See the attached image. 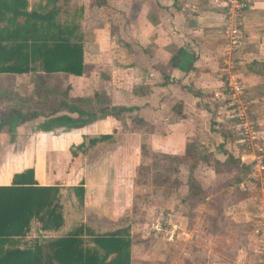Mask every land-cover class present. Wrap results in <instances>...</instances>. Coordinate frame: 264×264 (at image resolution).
I'll return each instance as SVG.
<instances>
[{
  "label": "crops",
  "instance_id": "0c3cea01",
  "mask_svg": "<svg viewBox=\"0 0 264 264\" xmlns=\"http://www.w3.org/2000/svg\"><path fill=\"white\" fill-rule=\"evenodd\" d=\"M227 2L59 0L63 16L80 14L78 35L83 47V75L45 74L39 70L22 75H0V116L10 110L23 113L36 110L41 115L45 102L51 105L52 100L57 99L60 103L67 94L74 99L76 107L95 114L96 119L80 128H67L51 127L45 117L39 116L18 126L14 133L7 132L8 140L0 142V186H9L15 174L32 169L39 186L61 189L64 226L58 232L42 233L34 223L27 240L58 238L81 225L100 233L124 227L122 220L132 219L135 214L128 191L134 181L132 173L137 174L141 163L126 164L129 182L124 175L127 168L119 165V161L124 163L126 158L121 153L137 152L142 158L143 148L148 147L177 163V159L185 156L188 145L194 143L196 166L174 164V168L189 169L193 176L200 172L199 187L207 193L203 211L210 200L222 196L217 192L218 187H223L233 177L224 167L251 166L254 154L243 152L238 142L234 145L229 141L225 122L222 125L216 115H221L222 105L229 98L227 87L234 97L245 89L244 93L257 104V119L264 118V74L259 68L252 67L254 72L249 70L254 61L264 63V0H244L246 6L240 14L243 44L230 51L227 46L224 48L221 33ZM29 3L30 7L35 5L30 0ZM180 49L195 55L196 61L189 72L170 67L172 56ZM45 91L57 98L49 94L46 97ZM110 107L132 108L133 111L119 119L102 118L101 110ZM63 115L66 112L60 110L55 117ZM129 115L152 129L146 131L130 122ZM102 135L113 138L97 144L72 162L71 147L82 143L84 137ZM205 153L206 162H201L200 156ZM188 159L193 165L192 157L188 155ZM81 183L83 204L72 207L66 202L65 189ZM245 188H240L244 193H240L243 196L239 195L237 201L231 198L232 188L227 186L221 190L228 198L223 214L234 226L249 227L255 223L253 198L258 191L252 185ZM181 191L183 197L178 194ZM170 193L160 206L176 214L177 220L173 218L172 222L178 229L175 242H164L151 233L145 237L144 223L132 224V264L151 259L164 264L169 245H176L182 238L193 243V232L183 227L187 184L172 188ZM199 209L193 210L194 218ZM205 226L204 230L209 232V227ZM247 238L249 243L255 242L253 234H248ZM157 239L156 247H152L150 244ZM237 255L238 251L232 263L218 258L219 261L212 264H236ZM210 259L211 256L205 257V264H211ZM244 259V264L252 263L247 257ZM193 260L186 262L193 264Z\"/></svg>",
  "mask_w": 264,
  "mask_h": 264
},
{
  "label": "trees",
  "instance_id": "16d2710c",
  "mask_svg": "<svg viewBox=\"0 0 264 264\" xmlns=\"http://www.w3.org/2000/svg\"><path fill=\"white\" fill-rule=\"evenodd\" d=\"M58 3L59 0H38L30 7L29 0H0V75H22L38 70L45 74L83 75V47L78 35L80 14L77 12L63 17ZM195 61L194 54L180 49L172 56L170 67L189 72ZM258 66L264 67V63L252 62L250 72H254L252 67ZM45 94L46 97L48 94L52 96L46 91ZM60 96L63 97V94ZM58 103L57 99L51 105L45 102L41 115L36 110L6 112L0 116V133H14L18 126L39 116L45 117L46 124L51 127L63 125L67 128H80L96 119L95 114L76 107L74 99L67 94L65 101ZM60 110L66 115L55 117ZM132 111V108L110 107L102 109L100 114L102 118L111 116L119 119ZM132 122L142 127L146 125L138 119ZM112 138L111 135L84 137L82 143L70 149L72 162L85 156L97 144L111 141ZM194 148V143L188 145L185 156L177 159V164L190 168L196 166L198 159L193 165L188 159V155L197 153ZM146 149L143 148V154L150 150ZM241 170L243 175L226 185L233 189L232 194L243 192L239 185L248 177L250 166H242ZM154 177H157L154 183L157 182L159 188L171 182L169 173H156ZM251 185L258 191L257 183L252 182ZM187 187L188 194L183 202L190 205L194 213L193 210L205 204L207 193L191 179ZM65 195L66 202H70L72 207L75 204L82 206L83 184L66 188ZM222 199V196H218L207 203L210 213L205 215V220L213 231L219 230L218 224L227 220L223 214L227 200ZM131 220L123 219L124 227L108 233L94 232L88 226L81 225L58 238L27 240L32 224L35 223L42 233L58 232L64 226L65 216L61 189L39 186L34 180L33 170H25L15 174L9 186H0V264H132ZM246 231L244 238L248 240L251 230L248 228ZM246 240L244 245L248 242ZM241 248H237L236 252Z\"/></svg>",
  "mask_w": 264,
  "mask_h": 264
},
{
  "label": "rangeland",
  "instance_id": "374dc122",
  "mask_svg": "<svg viewBox=\"0 0 264 264\" xmlns=\"http://www.w3.org/2000/svg\"><path fill=\"white\" fill-rule=\"evenodd\" d=\"M31 3H37L38 0H30ZM64 17V16H63ZM223 30L224 27H226V22H223ZM226 37V38H225ZM223 37L224 41V48L226 46L228 47L227 51H230L229 41L230 39L225 36ZM259 71H262L264 74V67L261 69L260 66L255 67ZM245 89H241L237 96H233V92L229 91L226 87L227 96L228 98L227 102L222 105V109L220 110L221 115H216L219 119V122L223 121L225 122V132L227 133V138H229V141L231 143L234 142V145L236 142H238V146L243 147V152L253 153L255 157L262 156L264 157V118H259L257 111V104L254 99H252L250 96H247L246 93H244ZM51 98L55 99L57 96H51ZM75 102V101H74ZM53 103V100H52ZM91 112V111H90ZM127 114V113H125ZM124 114V115H125ZM134 115V113L132 114ZM129 118L131 119L130 122H132V119L134 118L129 115ZM137 120V119H136ZM139 120V119H138ZM138 125V124H137ZM139 126V125H138ZM141 126V125H140ZM146 131H150L152 127L150 125H144ZM248 129V130H245ZM231 134V135H230ZM229 136V137H228ZM9 136L7 134V131H3L0 134V142H6L8 140ZM198 143V142H197ZM148 148V147H146ZM149 149V148H148ZM263 149V150H262ZM147 150V149H146ZM151 150V149H150ZM150 150H147L144 154L142 153V158H140V153L137 152H130V153H121L126 158L124 163L119 161V165L122 168L134 164H140V173H137L134 175L132 173V176H134V181H132L129 184V201L131 204L132 209H135V214L132 217V224H142L144 223V226L147 231L145 232L144 236L147 237L149 233H151V225L154 223L155 214L161 211H165L166 209L162 205L164 202V199L171 194L172 188H180V185H182L184 182L187 184V182L191 179L193 182H195L198 187L200 181L197 180V176L200 172H197L196 175H192L188 172L187 169L183 170L181 167L179 170H176L174 168V164L178 165L177 163H173L170 161L169 158H167L163 154L150 152ZM192 157V161L194 163V158L197 157V153L194 152V154L190 155ZM202 159L201 162H206L207 154H203L200 156ZM212 161V160H211ZM214 162V160H213ZM126 164H128L126 166ZM192 164V162L190 163ZM212 163L211 166L216 168L218 170V167H215L216 164ZM235 165V164H234ZM226 166L223 170H229L233 174V177L230 181L232 182L237 177L242 176L243 171L241 170V166ZM180 166V165H179ZM238 167V168H237ZM129 168L125 171V176L129 174ZM139 172V171H138ZM142 173V174H141ZM156 173H161L164 175V173H169L171 182L168 183V185L163 186L162 188H159L154 181L156 178L154 177ZM128 177L126 178V180ZM247 180V178H246ZM130 182L131 180L128 179ZM154 183V184H153ZM230 183H227L223 185V187H219L217 189V192L222 195L223 199L226 198V193L222 192L221 190L226 187V185H229ZM221 188V189H220ZM182 189V188H181ZM258 192L260 190V185L257 186ZM204 191V190H203ZM206 193V191H204ZM244 193V192H240ZM240 193L234 192L232 195V200L237 201L241 195ZM181 197L184 196V193H178ZM240 195V196H239ZM187 197V196H186ZM222 199V200H223ZM228 201V199H226ZM192 204V202L190 203ZM227 204V202L225 203ZM164 206V205H163ZM190 205L185 204L184 205V211H182L183 215L186 217V222L183 227L186 230H191L190 232H193V243L190 241H187L185 239H180L178 243L174 246L169 245L166 249V259L164 258V264H186V261H189V259H194L193 264H205L204 258L211 256V259L209 260L212 263L218 262L219 259L226 261V262H233L236 257V249L243 247L247 250L246 257L248 261H251V264H260L257 262L258 259H261L257 254H251L250 252L256 249V244L253 241L249 243L248 240L244 238V232H247L246 230L250 227L249 234L255 233V229L257 228V224L252 223L253 226H243L238 225L234 226V224L229 223L228 220L221 221L219 225V230L213 231L211 229L209 222H207L202 215H206L208 208H206V211H203V206L199 207L200 209L198 214H196V217L194 218V213H188L190 211ZM188 210V211H187ZM170 214V220L171 224L173 222V218L177 220L176 214L172 211L168 210L166 211ZM189 214V216H188ZM191 214V215H190ZM188 216V218H187ZM202 216V217H201ZM179 222V220H178ZM209 224V225H208ZM209 227V232H206L204 230V226ZM205 226V227H206ZM255 237V235H254ZM150 239V237H149ZM152 239V238H151ZM159 240L162 239V237L158 238ZM154 240L153 243L150 245L152 247H156V243H158L159 240ZM176 236L173 239L172 242H175ZM248 239V238H247ZM248 241L246 245L243 244L244 241ZM254 240V238H253ZM152 241V240H151ZM166 242V240H162ZM251 245V247H249ZM164 249V247H163ZM213 249V252L209 253L208 250ZM250 251V252H249ZM216 256V257H215ZM219 258V259H218ZM138 261V260H137ZM136 264H157L152 259L148 262H137ZM162 264V263H160Z\"/></svg>",
  "mask_w": 264,
  "mask_h": 264
},
{
  "label": "built area",
  "instance_id": "2783aa9c",
  "mask_svg": "<svg viewBox=\"0 0 264 264\" xmlns=\"http://www.w3.org/2000/svg\"><path fill=\"white\" fill-rule=\"evenodd\" d=\"M244 0H228L225 12L226 27L221 32L225 37L227 36L229 41L230 50L239 49L243 44V32L240 14L245 7ZM226 38V37H225ZM248 130V129H245ZM252 182L260 185L259 193L253 198L255 213V222L257 228L255 229V244L256 249L251 254H257L261 259L257 262L264 264V158L262 156L254 157L251 166L250 173L247 180L243 181L239 187L246 189L245 187ZM254 186V185H253ZM170 214L166 211L158 212L154 218V223L151 225V234L155 238L162 237L166 242L172 241L178 234V229L171 224ZM246 248V247H245ZM241 248L238 250L236 264H244L247 250Z\"/></svg>",
  "mask_w": 264,
  "mask_h": 264
}]
</instances>
